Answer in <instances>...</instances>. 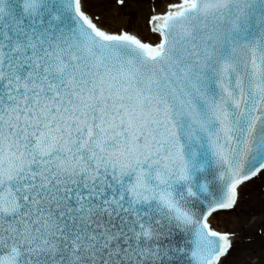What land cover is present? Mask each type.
Returning <instances> with one entry per match:
<instances>
[{
  "label": "snow or ice",
  "instance_id": "1",
  "mask_svg": "<svg viewBox=\"0 0 264 264\" xmlns=\"http://www.w3.org/2000/svg\"><path fill=\"white\" fill-rule=\"evenodd\" d=\"M135 5L0 0V264H264V0Z\"/></svg>",
  "mask_w": 264,
  "mask_h": 264
},
{
  "label": "rangeland",
  "instance_id": "2",
  "mask_svg": "<svg viewBox=\"0 0 264 264\" xmlns=\"http://www.w3.org/2000/svg\"><path fill=\"white\" fill-rule=\"evenodd\" d=\"M128 3L129 7L125 10V12L131 13L132 11H136L137 16L133 18L131 15H121L117 22L118 26L128 27L129 25H131L134 29L138 26L144 33H146L147 30L144 26L143 15L142 13H140L139 9L136 8L135 0H128ZM92 11H100V9L98 7H93ZM217 224L221 229L225 227V224L222 220L214 223V226H216ZM262 225H264V217L259 214V206H257L255 214L248 219L246 227L243 231L244 236L253 238V244L255 246H258L261 237H264V227H262ZM228 226L231 227L232 225ZM244 247H248L247 241L245 242ZM243 259H245L246 261L251 260V264H257L256 260L248 256L247 254Z\"/></svg>",
  "mask_w": 264,
  "mask_h": 264
},
{
  "label": "bare ground",
  "instance_id": "3",
  "mask_svg": "<svg viewBox=\"0 0 264 264\" xmlns=\"http://www.w3.org/2000/svg\"><path fill=\"white\" fill-rule=\"evenodd\" d=\"M220 220H222V221L224 222V218H223V217H221ZM243 258H244V257H243Z\"/></svg>",
  "mask_w": 264,
  "mask_h": 264
}]
</instances>
